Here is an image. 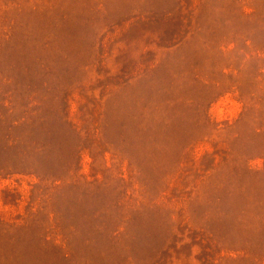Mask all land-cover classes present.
Listing matches in <instances>:
<instances>
[{
  "label": "rangeland",
  "instance_id": "374dc122",
  "mask_svg": "<svg viewBox=\"0 0 264 264\" xmlns=\"http://www.w3.org/2000/svg\"><path fill=\"white\" fill-rule=\"evenodd\" d=\"M0 264H264V0H0Z\"/></svg>",
  "mask_w": 264,
  "mask_h": 264
}]
</instances>
